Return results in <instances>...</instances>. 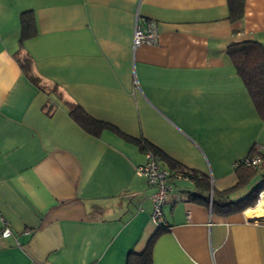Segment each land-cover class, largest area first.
Returning a JSON list of instances; mask_svg holds the SVG:
<instances>
[{
    "label": "crops",
    "instance_id": "0c3cea01",
    "mask_svg": "<svg viewBox=\"0 0 264 264\" xmlns=\"http://www.w3.org/2000/svg\"><path fill=\"white\" fill-rule=\"evenodd\" d=\"M136 23L153 24L157 44L133 48ZM240 40L264 48V0H245L236 33L227 0H0V216L12 232L0 264H126L156 231L155 187L135 173L145 153L110 129L88 132L63 101L209 178V190L172 178L151 264H264L260 209L211 206L235 186V162L264 147V120L226 53ZM24 55L61 94L50 114Z\"/></svg>",
    "mask_w": 264,
    "mask_h": 264
},
{
    "label": "trees",
    "instance_id": "16d2710c",
    "mask_svg": "<svg viewBox=\"0 0 264 264\" xmlns=\"http://www.w3.org/2000/svg\"><path fill=\"white\" fill-rule=\"evenodd\" d=\"M244 4L245 0H227L228 7V20L233 26V32H239L242 30V21L244 16ZM21 29L22 38L28 36L31 23L28 20V13L21 14ZM226 53L229 56L238 76L243 81V84L248 91L251 101L257 111L260 119L264 120V48L256 40H240L230 42L226 46ZM20 67L28 78V80L38 87L40 90L46 92L47 95V113L50 114L55 102L61 100V94L54 86L47 88L40 85V78L32 73V62L29 56L24 55V58H18ZM63 104L67 108L69 116L75 120L82 128L92 134H98L102 129H110L123 137L124 139L137 145L140 151L144 153H150L157 159H163L171 167L170 173H182L188 177L193 183L196 189H210L209 178L197 172L185 170L174 160L166 157L161 151L151 145L149 142L140 139L133 138L121 133L113 125L99 121L89 116L80 105L63 101ZM257 144H253L249 152L243 158L237 160L234 164V173L237 177L235 186L213 193L211 206L213 211L221 214H229L235 211H243L247 208L253 207L256 203V199L260 191L264 189V147L257 151L255 147ZM255 155L259 156L260 162L256 165L250 164V160ZM257 183L251 188V190L243 197L230 201V192L238 187H244L249 185L254 179H257ZM199 197L190 195V199L195 201ZM209 203V201H207ZM167 227L164 224L157 226L156 231L150 237L145 249L141 252L131 251L127 255L126 264H151V251L152 244L155 238L165 231Z\"/></svg>",
    "mask_w": 264,
    "mask_h": 264
},
{
    "label": "built area",
    "instance_id": "2783aa9c",
    "mask_svg": "<svg viewBox=\"0 0 264 264\" xmlns=\"http://www.w3.org/2000/svg\"><path fill=\"white\" fill-rule=\"evenodd\" d=\"M155 45L157 44V32L153 24L147 23L146 25H141L136 23L133 32V48H137L141 45ZM262 148L261 145H257L255 149L259 151ZM146 162L135 168V173L139 176L146 178L149 185L155 187V192L152 195L153 203V213L152 220L154 221L156 227L160 224H164L161 209L162 205L172 188V178L180 177L188 179V177L182 173H173L169 171L162 170L159 168V159L151 155L150 153H145ZM260 162L259 156L255 155L251 158L250 164L256 165ZM262 205L264 210V189L259 192L254 206ZM2 226L0 228V237H8L12 234L11 229L7 221L3 220Z\"/></svg>",
    "mask_w": 264,
    "mask_h": 264
},
{
    "label": "rangeland",
    "instance_id": "374dc122",
    "mask_svg": "<svg viewBox=\"0 0 264 264\" xmlns=\"http://www.w3.org/2000/svg\"><path fill=\"white\" fill-rule=\"evenodd\" d=\"M253 187V185L252 186H250L249 185V187L248 188H246V189H241V190H239V193L238 194H240V192H241V195L240 196H242L243 194H244V191L246 190V192H245V194L247 193V192H249L250 190H251V188ZM245 188V187H244ZM244 196V195H243ZM239 198V197H238ZM237 199V198H236ZM247 209H250L249 211H252V210H259L260 209V213H262V214H264V210H263V207H262V205H257V206H253V207H250V208H247ZM247 209H245V210H247ZM253 215V214H252Z\"/></svg>",
    "mask_w": 264,
    "mask_h": 264
}]
</instances>
